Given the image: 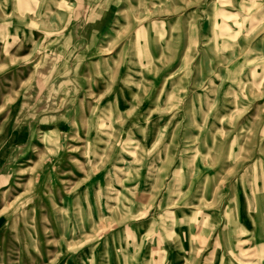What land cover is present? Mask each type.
<instances>
[{
  "label": "rangeland",
  "instance_id": "obj_1",
  "mask_svg": "<svg viewBox=\"0 0 264 264\" xmlns=\"http://www.w3.org/2000/svg\"><path fill=\"white\" fill-rule=\"evenodd\" d=\"M0 264H264V0H0Z\"/></svg>",
  "mask_w": 264,
  "mask_h": 264
}]
</instances>
